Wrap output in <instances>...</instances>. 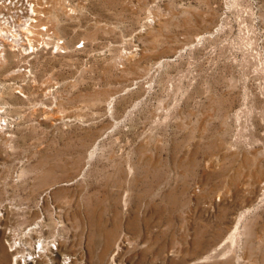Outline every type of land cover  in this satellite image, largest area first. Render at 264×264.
Segmentation results:
<instances>
[{
	"label": "rangeland",
	"instance_id": "obj_1",
	"mask_svg": "<svg viewBox=\"0 0 264 264\" xmlns=\"http://www.w3.org/2000/svg\"><path fill=\"white\" fill-rule=\"evenodd\" d=\"M42 4L0 39V264H264V0Z\"/></svg>",
	"mask_w": 264,
	"mask_h": 264
},
{
	"label": "bare ground",
	"instance_id": "obj_2",
	"mask_svg": "<svg viewBox=\"0 0 264 264\" xmlns=\"http://www.w3.org/2000/svg\"><path fill=\"white\" fill-rule=\"evenodd\" d=\"M44 2V4L47 2V0H1V2H0V9H6V11H7V13H10V10H11V8H12V6L15 4V3H19V4H23V5H32L33 7L30 9V7H29V9H30V12H28L27 14H20V15H17L15 18H11L13 15L12 14H14V13H10V16H8L7 15V17H6V19H5V25H8V28H12L13 30H15V31H17L14 35H13V33H12V31L8 34V31H10V30H8L7 31V37L9 38V41H11V40H13V41H19V39L17 38L18 37V35L19 34H26V36H27V41H28V43L30 44V47L32 48V46H31V44H32V41H33V34L35 33V31L34 30H36V29H38L39 30V26H40V24H38L37 26L39 27V28H37L36 26V28H34V25L36 24V22H37V20H38V18H40L41 19V13H43L42 11H41V9H45L46 10V6L45 5H43L42 3ZM49 3V2H48ZM47 3V4H48ZM39 4V5H38ZM40 4L42 5V7H41V9L39 10V8H38V6H40ZM16 5V4H15ZM14 5V6H15ZM23 5H20V6H23ZM50 5V4H49ZM8 8H7V7ZM13 8H16V7H13ZM12 8V9H13ZM26 8V7H25ZM18 9V8H17ZM16 9V10H17ZM27 9V8H26ZM48 10V9H47ZM19 11V10H18ZM17 11V12H18ZM21 11V10H20ZM28 11V10H27ZM16 12V13H17ZM45 12V11H44ZM0 13H1V10H0ZM3 13V12H2ZM38 13H40V16L41 17H37V15H38ZM18 14V13H17ZM46 14V13H45ZM43 15V17H45L46 15ZM22 18H21V17ZM24 18H28V20H29V22L26 20V19H24ZM39 21H41V20H39ZM42 25H43V23H42ZM42 27V26H41ZM45 27V26H44ZM47 27H48V25H47ZM2 29V28H1ZM40 30H41V32H42V30L43 29H41L40 28ZM46 30V29H45ZM33 31H34V33H33ZM48 31H50V30H48ZM36 32H37V30H36ZM40 32V33H41ZM43 32H44V30H43ZM37 33H39V32H37ZM36 33V35L39 37V34H37ZM46 33H48V32H46ZM51 33H52V31H51ZM50 33V34H51ZM55 32H53V34H54ZM49 34V33H48ZM49 34V35H50ZM35 35V36H36ZM47 35V34H46ZM45 35V36H46ZM48 35V36H49ZM55 36V35H54ZM38 37H36L37 39H38ZM44 37V36H43ZM43 37H40V38H43ZM47 37V36H46ZM49 37H51V35L49 36ZM58 37V36H57ZM45 38V37H44ZM43 38V39H44ZM61 38V37H60ZM46 39H48V38H46ZM51 38H49V40H50ZM55 39V38H54ZM23 40V39H22ZM36 40V39H35ZM42 40V39H41ZM60 40H62V39H60ZM37 41V40H36ZM40 40L38 39V42H39ZM47 41V40H46ZM46 41H45V43H46ZM52 41H54V40H52ZM58 41V40H57ZM37 42V43H38ZM49 42H51V41H49ZM59 42V41H58ZM61 42V41H60ZM62 42H63V40H62ZM7 43H8V41H7ZM15 43V42H14ZM24 43V42H23ZM22 43V44H23ZM26 43V42H25ZM40 43V42H39ZM42 43H43V41H42ZM48 43V42H47ZM48 44H50V43H48ZM58 44V43H57ZM57 44H56V48L55 49H57L58 48V46H57ZM62 44V43H61ZM63 44H65V43H63ZM15 45H16V43H15ZM3 46V45H2ZM2 46H0V47H2ZM9 46V45H8ZM13 46V45H12ZM53 46V47H54ZM64 45H62V47H63ZM5 47V46H4ZM19 48H21V47H19ZM48 48V47H47ZM59 48H61V46L59 47ZM58 48V49H59ZM2 49V48H1ZM0 49V52L1 51H3V49L1 50ZM22 49V48H21ZM29 49H27V51H28ZM33 51V50H32ZM19 52H21V50L19 51ZM65 52V51H64ZM64 52H60L61 54L62 53H64ZM2 53V52H1ZM0 53V54H1ZM59 53V52H58ZM21 54H23V52L21 53ZM32 54V53H31ZM5 59V61H6V58L4 57V54H3V56L2 55H0V62L2 61V60H4ZM14 70V69H13ZM19 70V69H18ZM17 70V71H18ZM1 122V121H0ZM92 151V150H91ZM92 153V152H91ZM36 255H32L31 254V252L30 253H27V254H25V256H23L21 259H22V262L23 263H29L34 257H35ZM71 258L70 257H66V258H64V261H63V263H65V264H69L70 263V260ZM21 261V260H20Z\"/></svg>",
	"mask_w": 264,
	"mask_h": 264
},
{
	"label": "built area",
	"instance_id": "obj_3",
	"mask_svg": "<svg viewBox=\"0 0 264 264\" xmlns=\"http://www.w3.org/2000/svg\"><path fill=\"white\" fill-rule=\"evenodd\" d=\"M28 7H30V9L33 7L31 4L30 5H28ZM7 15L8 16H10V13H8V14H6V15H3L2 13H0V26L3 28V29H1L0 30V39L2 38V37H5L7 40L9 39L8 37H7V35L12 31V33H13V35L16 33V31L15 30H13L12 28H8V25H5V19H6V17H7ZM4 16H6V17H4ZM11 18H14L13 16L11 17ZM27 21L29 22V20L27 19ZM3 26H6V28L5 27H3ZM8 30H10V31H8ZM7 31H8V34H7ZM18 39H19V41H21L22 39H25L26 41H27V37L24 35V34H19L18 35V37H17ZM12 43H14V41L12 40L11 41ZM27 45H28V47H29V49H30V46H29V44H28V42H27ZM37 254H38V252H37ZM33 256L34 255H36V254H32ZM37 256H35L33 259H35ZM39 257V256H38ZM33 259L29 262V263H23L22 262V260L20 261V260H18V261H20V264H31L32 262H33V264H35V260L33 261ZM19 263V262H18Z\"/></svg>",
	"mask_w": 264,
	"mask_h": 264
}]
</instances>
